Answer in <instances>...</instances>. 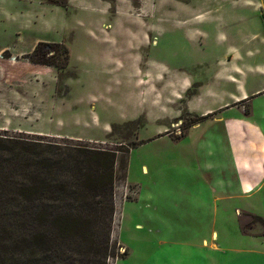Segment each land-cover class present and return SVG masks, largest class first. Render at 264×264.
I'll use <instances>...</instances> for the list:
<instances>
[{
  "label": "rangeland",
  "instance_id": "rangeland-1",
  "mask_svg": "<svg viewBox=\"0 0 264 264\" xmlns=\"http://www.w3.org/2000/svg\"><path fill=\"white\" fill-rule=\"evenodd\" d=\"M254 34L264 35V0H0V131L114 151L117 256L109 264H173L171 234L157 231L167 207L156 148L174 143L143 141L157 133L156 119L170 131L179 117L184 127L198 122L186 101L201 83L198 101L210 100L211 79L217 91H235L215 70L221 58L236 59L234 45L264 49ZM243 218L264 234V222ZM162 238L168 243L159 246ZM243 258L264 264L262 255Z\"/></svg>",
  "mask_w": 264,
  "mask_h": 264
},
{
  "label": "crops",
  "instance_id": "crops-1",
  "mask_svg": "<svg viewBox=\"0 0 264 264\" xmlns=\"http://www.w3.org/2000/svg\"><path fill=\"white\" fill-rule=\"evenodd\" d=\"M205 35L211 40V35ZM253 38L264 47V35L254 34ZM232 49L236 59L221 58L214 78L234 85L235 91L221 93L218 82L211 79L207 88L210 100L198 101L206 88L201 83L186 101L200 120L184 127V118L179 117L170 131L156 119L157 133L143 141L174 143L156 148L157 192L162 191L160 198L167 207L157 231L171 234L173 246L165 253L172 256L173 264H230L227 259L234 254L242 256L235 264H245L243 256H264V234L256 226L247 230L243 218L246 214L264 218V49L244 43ZM261 54L262 61L257 62ZM178 99L171 100L181 103ZM192 134L196 135L193 141L183 145ZM136 145L130 148L129 158ZM143 168L149 174L147 162ZM167 243L159 239V246Z\"/></svg>",
  "mask_w": 264,
  "mask_h": 264
},
{
  "label": "trees",
  "instance_id": "trees-1",
  "mask_svg": "<svg viewBox=\"0 0 264 264\" xmlns=\"http://www.w3.org/2000/svg\"><path fill=\"white\" fill-rule=\"evenodd\" d=\"M116 158L0 131V264H109L117 256Z\"/></svg>",
  "mask_w": 264,
  "mask_h": 264
}]
</instances>
